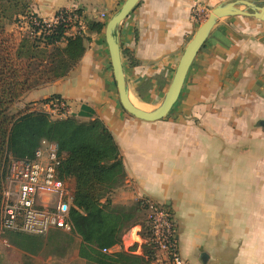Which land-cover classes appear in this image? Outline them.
I'll use <instances>...</instances> for the list:
<instances>
[{"label": "crops", "instance_id": "0c3cea01", "mask_svg": "<svg viewBox=\"0 0 264 264\" xmlns=\"http://www.w3.org/2000/svg\"><path fill=\"white\" fill-rule=\"evenodd\" d=\"M126 1L31 0V10L48 21L61 10H82L88 21L106 25ZM235 1L141 0L118 32L131 102L158 108L200 26L195 8L208 16ZM91 38L67 78L29 92L19 103L35 106L57 96L69 116L100 120L119 147L126 174L107 199L118 208L149 199L171 211L187 264H264V23L221 20L195 58L177 104L155 123L123 110L105 31ZM139 233L129 231L115 253L139 243L134 254L142 256L146 246ZM63 234L77 245L72 259L82 262L80 238L71 243V233ZM9 247L19 255L10 264H23L26 254Z\"/></svg>", "mask_w": 264, "mask_h": 264}, {"label": "trees", "instance_id": "16d2710c", "mask_svg": "<svg viewBox=\"0 0 264 264\" xmlns=\"http://www.w3.org/2000/svg\"><path fill=\"white\" fill-rule=\"evenodd\" d=\"M31 0H0V237L26 255L23 264L39 247L38 237L2 232L3 190L13 162H29L43 140L59 147L62 165L59 178L73 186L70 242L80 238L79 257L89 264H154L155 250L145 247L142 256L128 252L103 253L123 245V235L136 225L140 202L134 206L113 207L107 195L126 177L123 158L113 135L98 119L81 122L73 117L54 120L47 112L14 113L16 104L29 92L67 78L86 53L91 35L102 34L105 24L88 21L82 10L59 11L56 16L84 17L86 31L73 34L65 22L47 27L41 18L39 26L30 21ZM25 21L30 33L14 45L7 26ZM61 100L54 96L42 101L51 104ZM106 199V200H105ZM105 200V202H103ZM4 234V236H2ZM148 231L143 239L148 238Z\"/></svg>", "mask_w": 264, "mask_h": 264}, {"label": "built area", "instance_id": "2783aa9c", "mask_svg": "<svg viewBox=\"0 0 264 264\" xmlns=\"http://www.w3.org/2000/svg\"><path fill=\"white\" fill-rule=\"evenodd\" d=\"M33 14L30 21L39 26ZM193 16L198 24L207 18L204 11L199 8H195ZM60 22L71 26L73 34L86 31L84 17L75 15L65 19L63 16H55L53 20H43L47 27ZM49 108L57 119L69 117V108L62 100L52 102ZM61 165L58 145L47 140L41 142L34 159L11 164L7 184L3 190L2 232L33 237L47 236L53 230L72 232L69 214L73 207V186L70 180L59 178ZM139 202L142 211L147 215L149 236L144 243L155 250V262L187 264L179 253L176 223L172 212L149 199H142ZM103 253L114 254L115 248L104 249Z\"/></svg>", "mask_w": 264, "mask_h": 264}, {"label": "water", "instance_id": "95a60500", "mask_svg": "<svg viewBox=\"0 0 264 264\" xmlns=\"http://www.w3.org/2000/svg\"><path fill=\"white\" fill-rule=\"evenodd\" d=\"M140 1L127 0L121 9L107 22L104 31L120 105L130 116L147 123L162 121L171 113L180 98L186 77L195 58L207 43L213 29L221 20L232 17H251L264 23V3L237 0L235 2L220 4L214 8L206 21L197 29L192 40L187 44L172 83L161 105L155 110L145 111L135 106L129 97L118 39L120 25L130 16ZM260 125L264 127V121L260 122Z\"/></svg>", "mask_w": 264, "mask_h": 264}, {"label": "rangeland", "instance_id": "374dc122", "mask_svg": "<svg viewBox=\"0 0 264 264\" xmlns=\"http://www.w3.org/2000/svg\"><path fill=\"white\" fill-rule=\"evenodd\" d=\"M202 24H200V26ZM6 29H7V32L13 36L14 43L16 42L14 45H16L17 42H19L22 36H25L26 34L30 33L27 23L23 20L21 24L9 25L7 26ZM33 105L34 104L25 106L22 102L20 103L18 102L16 104V107H14L13 112L20 113L23 111H42V112H47L54 120H57V117L51 114L49 106L48 108H44L43 102L35 106ZM132 229H138V232H140L139 234L141 238H143L144 233L146 232V229H147L146 213H144L143 211L141 213H138L136 225L130 228L128 231H126L123 237H125L126 234ZM61 235L62 236L58 235L57 232L51 231V233L48 234L47 236L38 237L40 240L39 247L35 245V247H33V250L36 251V254L30 256V259L33 261V263L35 264H65L62 260H66L65 261L66 264H89L86 260H83L82 262H80L78 260L72 259L74 257L73 256L74 250L77 247V245L75 246L74 243L69 245L67 238L64 237L65 234L62 233ZM2 236H4V234ZM9 245L12 246L11 244H9V239L5 237H0V264H10L9 259L17 260L19 258L18 257L19 255L13 252L12 249L9 247ZM139 246H140L139 243L136 246H133L135 248L134 249L135 253L139 252ZM20 258L22 257L20 256ZM24 260H25V257H24Z\"/></svg>", "mask_w": 264, "mask_h": 264}, {"label": "bare ground", "instance_id": "6f19581e", "mask_svg": "<svg viewBox=\"0 0 264 264\" xmlns=\"http://www.w3.org/2000/svg\"><path fill=\"white\" fill-rule=\"evenodd\" d=\"M134 103V102H133ZM135 104V103H134ZM136 105V104H135ZM137 107H139V108H141V109H143V110H145V111H149V110H147V109H145V108H143V107H140V106H138V105H136Z\"/></svg>", "mask_w": 264, "mask_h": 264}]
</instances>
